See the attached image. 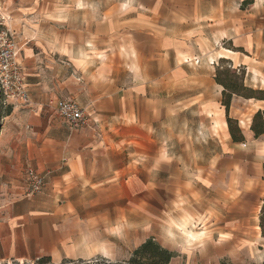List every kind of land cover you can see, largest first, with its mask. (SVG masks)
<instances>
[{
    "label": "crops",
    "instance_id": "obj_1",
    "mask_svg": "<svg viewBox=\"0 0 264 264\" xmlns=\"http://www.w3.org/2000/svg\"><path fill=\"white\" fill-rule=\"evenodd\" d=\"M0 16L28 92L0 126V264L120 261L150 237L185 264H218L238 249V202L255 203L264 238V139L250 130L264 99L233 93L226 111L215 79L227 64L264 89V0H0ZM58 98L91 126L66 123ZM161 150L169 161L157 164ZM26 168L44 178L32 196ZM188 184L201 213L190 244L159 218Z\"/></svg>",
    "mask_w": 264,
    "mask_h": 264
},
{
    "label": "built area",
    "instance_id": "obj_2",
    "mask_svg": "<svg viewBox=\"0 0 264 264\" xmlns=\"http://www.w3.org/2000/svg\"><path fill=\"white\" fill-rule=\"evenodd\" d=\"M20 47L15 40L14 33L6 28L0 32V96L7 101L19 99L27 102L25 73L19 61ZM58 115L71 127H90L93 120L83 107L72 99H51ZM26 187L25 194L32 196L39 193L44 185L43 176L32 168L24 172Z\"/></svg>",
    "mask_w": 264,
    "mask_h": 264
},
{
    "label": "trees",
    "instance_id": "obj_3",
    "mask_svg": "<svg viewBox=\"0 0 264 264\" xmlns=\"http://www.w3.org/2000/svg\"><path fill=\"white\" fill-rule=\"evenodd\" d=\"M225 68H228L234 77L240 78L239 86L236 85V82L232 80L231 77L226 76V71H224ZM215 79L218 83L222 84L224 88L222 91L221 103L224 105L226 111H228L233 93L245 97L264 99V89H252L243 86L241 82L242 77H240L236 72L232 71L229 66L218 70ZM227 125L231 138L234 141H242L244 139L236 120L227 116ZM250 130L252 131L254 137L257 138L262 136L264 139V109H258L253 113L251 117ZM262 168L264 179V160L262 163ZM259 227L262 234L264 235V198L262 199L259 212ZM172 256L173 254L171 251L162 247L158 242L150 237L142 242L136 249H134L126 260L109 261L108 259L101 258L100 261H96L94 264H168ZM36 260L39 264L49 262L48 257H40ZM221 264L226 263L222 262ZM261 264H264V259Z\"/></svg>",
    "mask_w": 264,
    "mask_h": 264
},
{
    "label": "rangeland",
    "instance_id": "obj_4",
    "mask_svg": "<svg viewBox=\"0 0 264 264\" xmlns=\"http://www.w3.org/2000/svg\"><path fill=\"white\" fill-rule=\"evenodd\" d=\"M3 17L0 16V32L4 31L7 27L3 25ZM223 67H227V64H223ZM227 69V70H226ZM226 76L231 77L232 80L236 82V85H240V78L234 77V75L230 72L228 68H225ZM257 89V88H256ZM9 103L7 102V99L4 96H0V126L2 124V121L4 119V116L6 115L9 107ZM242 124H246L245 122H242ZM256 143V144H255ZM259 141L255 140L253 147H258ZM258 157H256L257 159ZM163 165H166V163H162ZM259 181V179L257 180ZM255 203H251L248 205V203H242L238 202L237 207L235 211H233L234 214H237L238 218V226L237 230L235 232L236 236H238L239 241L238 243V249L235 251H232L231 253H227L226 255H223L221 258H218V264L226 263V264H261L264 259V238L261 237L259 234V230L256 227L257 225V219H258V212L256 211V208L254 207ZM226 213L228 211H223V218L226 216ZM257 216V218L255 217ZM253 217V218H250ZM224 220V219H223ZM210 220L204 219V226L208 227ZM202 227V228H205ZM219 236V235H217ZM208 246V244H206ZM207 251L210 253V248H206ZM173 257L171 258V264H185V259L180 258L176 256V252H172ZM102 257H98L95 259H91L89 261H63L56 264H94L96 261H100ZM109 260V259H108ZM126 260V259H125ZM113 261V260H109ZM118 261V260H117ZM2 264H39L37 263V260H32L28 262H6ZM44 264H53L51 262H47Z\"/></svg>",
    "mask_w": 264,
    "mask_h": 264
},
{
    "label": "clouds",
    "instance_id": "obj_5",
    "mask_svg": "<svg viewBox=\"0 0 264 264\" xmlns=\"http://www.w3.org/2000/svg\"><path fill=\"white\" fill-rule=\"evenodd\" d=\"M264 144V142H261ZM169 158L161 150L156 163L168 162ZM186 192L188 194H186ZM199 196L192 191L191 184L185 185V191H176L166 205L160 209L159 218L164 234L169 240H180L186 244L200 239L195 234L197 221L201 213L196 207Z\"/></svg>",
    "mask_w": 264,
    "mask_h": 264
}]
</instances>
